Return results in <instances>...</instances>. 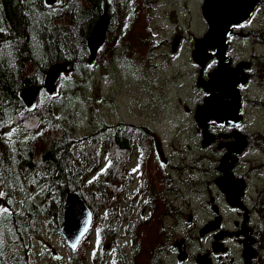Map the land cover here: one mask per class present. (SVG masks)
Returning a JSON list of instances; mask_svg holds the SVG:
<instances>
[{
	"label": "rangeland",
	"instance_id": "rangeland-1",
	"mask_svg": "<svg viewBox=\"0 0 264 264\" xmlns=\"http://www.w3.org/2000/svg\"><path fill=\"white\" fill-rule=\"evenodd\" d=\"M125 1H129L130 3V0ZM154 1L156 2V6L152 11H149L152 26L146 35V40L147 38L149 39V44H140V48L149 47L148 49L150 52L146 55L147 59L141 58L140 55V60L152 71H147L140 62L131 64L127 59H123L121 51L127 49L122 45L121 40L118 41V39L112 38L113 31L109 27L106 32V39L101 47V49L105 48V51L107 48L111 50V57H109L105 51L102 53L103 58H109L108 62H106V64H102V60H99L96 64L92 62L91 64L85 65V70L75 67L64 70L58 84L60 85L59 88L56 87V89L50 93L47 91L45 93L40 92L41 96L39 97L38 103L45 100L49 94L60 101L56 108L58 113L61 112L64 114L68 120L75 119V131L73 137H71L75 139V143H71V148L74 153L77 154L83 145L91 138L99 141V138L102 136L111 135V141H114V134H109L111 132L108 128L106 129L107 134L101 132L102 128L106 126L104 122H116L115 125L123 128H126L128 126L127 124H132L136 126L141 125L145 129H151L155 135L154 138L150 135L132 136V143H134L133 147L136 148V150H132L131 155H133L134 152L137 153V160L140 165L141 163L144 164L146 168L145 173L147 177L151 178L155 183L154 186L159 187V180H164L165 177H167L164 174H169V166L180 169V166L187 165L190 168L189 170L177 171L173 174L172 179L175 182H177L176 179H179L190 183L179 184L184 194L181 198L186 199V205L184 206L185 212L180 213V211L176 210L170 218L192 221V214L195 213L197 215L198 225L205 220L208 223L203 228L202 232L217 228L218 224L221 222L230 227H232L233 221H236L238 224H243L251 215L249 211V201L246 200L248 199L247 195H249L252 202L258 200L264 202V169L261 173L257 172L256 165L258 162L249 166L246 161L247 157L244 158L243 161L246 163L241 166L240 169L245 171L246 185L242 181L237 182L233 177L230 178V174L227 175L217 170L216 165H220L223 170L226 169V171L229 172L233 171L234 167L238 164L236 156L243 148L235 150L239 153H231L234 151L227 152L223 149H226V145L223 146L222 144L226 142L227 145H230L234 143L235 138L218 136L217 133L228 130L220 125V123L230 125L234 120L233 117H235L236 120H234V123L241 124L240 126L243 131L253 133V135H257V137L264 135V79L258 76L257 59H250L252 52H254L255 55L264 53V47L257 44V42H259L258 38H264V25L261 24L264 22V0H260L258 7L252 14V18L240 24H236L233 27V33H231L228 38L230 44L233 42L230 51H224V32L227 29L225 26L222 30L221 37L217 39V43L222 45L219 58L216 56V46L204 47V49L198 50V55L202 60V64L194 62L195 60L192 58L193 50L190 49L192 43H195L197 39L203 37L202 35L208 30L207 22L201 12L203 0ZM159 2H161V4H158ZM59 7H62L61 3L49 7L48 13H54L53 10H57ZM123 10L124 9H122V27L125 25L127 28L130 25V21L128 19L126 20V18L128 13L132 14L134 6L132 3L129 4L127 13ZM141 20H143V18H141ZM139 26L140 24H137L135 28L137 33L141 34L142 32L139 31ZM131 31L129 34L130 37H132ZM240 33L249 34L243 35ZM141 38V35H138L137 38H133V42L138 44ZM248 38H252L251 44L249 45L247 44ZM153 40L156 41L154 42ZM111 41L113 43L112 45ZM240 56L244 59L243 61L251 60V70L249 72H253V78L249 80L243 72V67L247 68L249 65H246L245 62L234 63L235 61H242L234 58ZM209 57V62L204 67L203 65ZM237 67L238 72L236 71ZM200 68L202 71L199 74ZM218 69H222L225 72L232 71L234 75L232 82L226 84V87L230 88V90L235 93V107L232 116L229 117H227L226 113L217 114L213 112L212 108L207 110V107H204L205 100H209L211 94V90L208 91L206 87H210V78ZM243 84L245 85L241 87ZM34 85L36 84H24L22 88L27 86H31L28 88H33L35 87ZM250 85L252 86L251 90H249ZM240 88L243 90V100L241 99ZM203 92L206 94L204 99ZM141 98L145 100L143 104H141ZM111 99H113V101ZM162 100L167 104V107L163 105L165 109L161 108ZM222 100L227 101L228 99L222 97ZM218 103L221 102L218 101ZM37 105L40 106L41 104ZM241 106L243 118L239 116V109ZM185 108L188 110L186 111ZM201 108H205V118L202 115L204 111L201 110ZM171 112H174L175 119L167 121L166 118ZM194 112H196V115L200 112L198 115V118L201 119L199 121L200 127L197 126L196 122L195 124L190 123L188 115L194 114ZM91 120L93 121L90 123ZM70 122L72 121L60 118L61 126H70ZM41 127L40 125V128ZM196 127L199 130L198 132L195 131ZM174 128H189L190 131L186 132L187 130H185V132H182L178 130L175 134ZM200 128L203 129L201 136ZM209 129L211 132H209ZM89 130L90 134H85ZM236 135L241 140V146L244 144L245 148L250 144L252 145V143L255 144V138H247V141H244L242 135L237 132ZM163 140H169L168 142L170 145L163 148ZM200 141L203 142L200 143ZM139 142L143 144L142 147ZM178 143L183 144L181 154H178L173 148V146ZM137 145H139V148ZM193 153L196 154L194 157H192ZM103 158L106 160L109 159L107 154ZM125 161L126 163L121 165L122 171H125L126 168L132 170L129 155L125 157ZM259 164L264 167V157L263 162ZM86 165L87 164H84L83 166ZM141 167L142 169L144 168L143 166ZM203 169H207L208 173L205 174ZM223 175L226 176L222 177ZM218 177H222L218 180H224L225 184L231 183L232 179L239 185L236 192V202L237 205H239L238 213L234 212L231 214H224L223 216L218 214L219 210L216 201L221 192L216 186L218 180L215 181V178ZM84 178L94 183H101L104 180V175L93 173L89 169L84 173ZM37 182L35 175L30 173L24 178L17 180L15 184L13 183L12 187L15 189L16 194L24 195L27 199L34 201L36 205L43 206L47 203V201L43 200L44 197H47V190L46 187L34 190V188L37 187ZM206 182L209 185L208 187ZM125 183L128 184V181H125ZM98 186L100 189V185ZM191 187H197L199 189L207 188L200 192L201 197H196L193 195L195 189ZM0 197L3 198L1 193ZM111 197L114 198L115 196L113 195ZM178 199L180 198L177 197L176 200ZM152 201H155L157 209H160L163 205L162 201L158 198L156 199V195L152 198ZM206 201H212L211 205L213 206V208H208L207 211L204 205ZM182 202H184L183 199ZM99 214L106 219L104 211L100 210ZM187 214H189L188 217L186 216ZM7 215L8 211L3 212V216L0 219V230L8 229ZM120 215L121 213L118 217ZM158 215L159 214H153L150 222H153L154 219L157 221L156 225L159 228H163V225L160 226L161 223L158 222L162 216L159 217ZM252 216L255 219L256 216L254 214H252ZM257 220H259V218H257ZM46 225H48V220ZM198 225L191 224V226L188 227L186 224L184 226L187 229H195ZM132 227H134V225H128V228ZM21 232L24 239L27 241L29 237H31V240L29 239L30 247H28L29 253H27V256L35 261L36 264H49L51 258L58 255L65 256L63 247H60L59 235L50 234L46 228H43L37 234H33L32 231L25 228H21ZM243 232H245V230ZM8 236L9 232L7 237ZM180 236L186 239V233L176 234L177 238ZM222 236L223 232L216 235V238L219 239ZM190 238L191 236H187L189 244L193 247L204 245V242L200 241L192 243ZM8 239L11 243V239ZM93 241H95L94 238ZM158 241L159 238L151 245H143V247L152 246L154 249H158V247H155ZM140 242L135 238V242L132 246L140 247ZM215 245V247H220V244L217 242H215ZM9 246L18 251L17 248L13 247V244ZM103 246L104 254L110 258L108 255V247H110V245L103 244ZM18 253L24 256L26 254L23 250H19ZM120 254H123V251H121ZM252 255L253 251L249 248L246 252V264L250 263L249 257ZM88 264H93V262H89Z\"/></svg>",
	"mask_w": 264,
	"mask_h": 264
},
{
	"label": "trees",
	"instance_id": "trees-1",
	"mask_svg": "<svg viewBox=\"0 0 264 264\" xmlns=\"http://www.w3.org/2000/svg\"><path fill=\"white\" fill-rule=\"evenodd\" d=\"M112 2L115 3L116 13L111 29L112 38L117 39L123 31L119 0H59L62 7L53 10L54 13H48L50 8L43 0H0V193L8 204V229L0 230V264H36L27 256L31 237L28 241L24 239L21 228L33 234L46 228L50 234L59 235L60 247H63L65 256L51 258L49 264H123L125 255L122 257L120 251L116 258H109L103 252V244L111 241L120 225V229H126L132 238L141 241V246L137 247L128 264H148L159 253L160 249L151 250L143 245H151L163 233L162 217L158 222L163 228H159L154 219L153 222L137 219L134 225L139 221L138 228L128 229V224L124 223L126 207L135 206L144 191L141 178L148 181L154 195L156 192L163 194V184L155 187V183L145 176L144 164L140 165L138 160L133 162L131 158L133 135H150L153 138L155 135L143 126L127 124L123 128L115 125L116 122H104L106 126L101 132L107 134L108 128L109 134H114V141H111V135L102 136L99 141L91 138L77 154L71 148V143H75V139L71 138L75 131V119L68 120L64 114L56 111L60 101L48 94L45 100L39 102L40 106L29 109L19 96L24 84H37L44 92L43 82L49 67L55 63L66 62L69 68L85 70V65H88L86 37L103 8L107 7L111 11ZM134 4L137 10L131 27L128 32L127 29L124 31L127 45L123 46L128 51L121 52L129 63L143 64L140 55L147 59L149 47L140 48V44L146 42L140 40L135 44L133 38L138 35L146 37L150 31L147 6H151V0H134ZM137 24H140L141 34L136 31ZM261 24L264 25V22ZM258 39L257 44L264 47V38ZM104 51L105 48H99L93 64L99 60L103 61L102 64L108 62L109 58L102 57ZM110 51L108 48L105 51L109 57L112 56ZM250 59H257L258 76L264 79V53L255 55L252 52ZM144 102L141 98V104ZM60 118L72 121L70 126H61ZM85 134H90V130ZM139 144L143 146L141 142ZM173 148L182 153L183 146L175 145ZM106 154L107 160L102 158ZM128 155L132 170L126 168L122 171L121 165L126 163L125 157ZM84 164H87V168ZM89 169L104 175V180L101 183L88 181L84 173ZM30 173L38 181L34 190L46 187L47 197L43 200L47 203L43 206L36 205L24 195L16 194L12 187L13 183ZM174 184L170 194L181 195L179 184L182 183ZM68 193H77L92 213V230L82 238L75 250L67 246L59 230ZM113 195L114 198L111 197ZM151 208V215L161 216L156 205H151ZM100 210L104 211L106 219L99 214ZM2 216L3 211L0 219ZM10 244L18 251L23 250L25 256L10 247ZM162 244L163 241L158 242V246Z\"/></svg>",
	"mask_w": 264,
	"mask_h": 264
},
{
	"label": "flooded vegetation",
	"instance_id": "flooded-vegetation-1",
	"mask_svg": "<svg viewBox=\"0 0 264 264\" xmlns=\"http://www.w3.org/2000/svg\"><path fill=\"white\" fill-rule=\"evenodd\" d=\"M151 4H154V0H151ZM158 4H161V2H159ZM115 18H116L115 8L112 5V9L110 12V27H113ZM154 20L156 21L155 18ZM240 34L248 35L249 33H240ZM122 37L123 35L121 33L120 36L117 38L118 41L121 40L122 45H127L126 44L127 39H123ZM251 39L252 38L247 39L248 45L251 44ZM141 40H144L146 44H149L148 38L146 40V37H142ZM153 41L155 42L156 40ZM172 43H173V39H172ZM192 47L193 44L191 45V48ZM147 51L148 53L150 52L149 49H147ZM121 56H122V52H121ZM234 58L242 60V61H235L234 62L235 64L238 62L240 63L245 62L246 65H249V67L247 68L243 67V72L248 80L250 78H253V72H249L251 70L250 69L251 60L243 61L244 59L242 58V56L234 57ZM201 71L202 69L200 68L199 74L201 73ZM236 71H238V67L236 68ZM211 78H213V76ZM232 78L234 79L233 76ZM245 84L241 85V87L244 86ZM218 88L219 89L216 91L211 89L210 96L217 94L220 95L221 99L222 97H226L228 100L231 99V97L228 94L222 93L225 89H228V87H226V84L219 86ZM251 89L252 86L250 85L249 90ZM239 91L242 99L243 90L240 88ZM205 95L206 94L204 93L203 99ZM161 105H162L161 106L162 109H165L163 105L167 107V104H165L163 100ZM185 110L187 111L188 109L185 108ZM239 113L243 118L242 106L239 109ZM174 115H175L174 112H171L170 115L166 118V120L167 121L174 120L175 119ZM188 118L190 119V123L195 124L196 122L197 126L200 125L199 121L196 119V112H194V114L188 115ZM220 125L227 128L228 130L217 133L218 136L235 138L234 143L230 145H227L226 142L222 144L223 146L226 145V149L223 148L224 150H226L227 152L234 151L231 153H235L236 152L235 150H240L243 147L239 151L240 153L236 152L239 153L236 156L237 163H239L240 165L242 164L241 166H243L246 163L245 161H243V159L246 157H247L246 161L248 163L254 159H263L264 135L257 137V135H253V133H250L248 131H243L240 126L241 124L240 125L235 124L234 120L231 122L230 125H225L221 123ZM174 129H175V134L177 133L178 130L182 132H185V130H187L186 132L190 131L189 128H183V129L174 128ZM200 129H201L200 132V136H201V134L203 133V129L202 128ZM195 131L196 132L199 131L197 127ZM209 132H211L210 129ZM236 132L243 136L244 141H247V138H255L256 139L254 142L255 144L252 143V145L250 144L246 148L244 144L241 146V140L236 135ZM169 167H170L169 174H164L167 177H165L164 180L162 179L159 180L158 182L159 184H163V194L161 195L158 192H156V199L158 198L160 201L163 202L162 207L160 209H157L158 211L162 212L161 216H162V221L164 223L163 233L159 237V241H163V244L161 246H158L157 243L155 247H158V249L156 248L154 249L152 246L150 247L151 250L153 249L156 251H158L159 249L160 250L158 251L159 253L157 257L154 259V261H150L148 264H246V260H247L246 252L249 250V248L253 251V255L249 257L250 260L249 264H264V202L261 200L252 202L250 198L246 199L247 201H249V211L251 215L249 216V218H247V220L243 224H238L236 221H233L232 227H230V226H226L223 222H221L218 224L217 228H212L205 232H202L203 228L208 223L205 220L202 224L198 225L197 215L195 213L192 214V221H190L189 223L186 222L187 220L186 221L181 220L180 218L179 219L170 218V216H173V213L176 210L180 211V213L185 212L183 204L185 203L186 199L181 198V196H184V194H181L179 196L176 193L170 194V192L174 189V185H175L174 184L175 181L172 179L173 174L177 171L184 170V168L182 167L180 169H176L174 166H169ZM221 168L222 167L220 166V171L226 170V169L223 170ZM141 179H142L143 190L149 193V198L148 199L145 198V196L143 195L144 193L143 191L139 202H137L135 206L128 205L126 207V210L124 211V223L126 225L127 224L134 225V222H136L137 219L139 218L142 219L144 222L145 221L149 222L152 218L151 205L153 207L154 205H156L155 201H152V198H154L155 195L152 193L148 181L145 178H141ZM235 180L237 182L242 181L246 185L245 175ZM217 187L221 191L216 201L219 210L218 214L220 216H223L224 214H231L234 212L238 213L239 205H237L236 202V192L238 190L239 185L231 179V183H229V189H226V192L222 190L218 185ZM201 191L203 190H199L195 192L196 197H201L200 195ZM177 197L180 199L176 200ZM182 199L184 202H182ZM205 203H206V211L208 210V208H213V206L211 205L212 201H206ZM252 214L256 216L255 219L252 216ZM188 215L189 214H187L186 216L188 217ZM257 218H259V220H257ZM138 224L139 221L132 228H138ZM186 224L188 225V227H190L191 224H197L198 227L195 229H187L184 226ZM244 230L245 232H243ZM127 232L128 231L126 229L125 230L116 229L114 231L113 238L109 242L110 247H108V252H109L108 255L110 256V258L112 257L116 258L118 251H120V253L121 251H123L122 257L125 255L123 258L124 259L123 264H128L138 249L137 247L132 246L133 243L135 242V238H132ZM221 232H223V236L217 239L216 235H218ZM177 233H181V234L186 233V239L182 238L181 236L177 238L176 237ZM187 236H191L190 239L192 243H194L195 241H200V242H204V245L203 246L197 245V247H193L192 245L189 244V240L187 239ZM215 242L220 244V247H215L216 246ZM153 256H154V251H153ZM138 260L146 261L145 259H138Z\"/></svg>",
	"mask_w": 264,
	"mask_h": 264
},
{
	"label": "water",
	"instance_id": "water-1",
	"mask_svg": "<svg viewBox=\"0 0 264 264\" xmlns=\"http://www.w3.org/2000/svg\"><path fill=\"white\" fill-rule=\"evenodd\" d=\"M43 2L46 6H51L53 4H56L58 0H43ZM258 2L259 0H253V2L244 11L242 15L236 18L232 17L231 21H229L228 19L224 22V25L222 26L227 27V29L224 32V39L227 36V34L230 32V25L236 24L242 20L249 18ZM205 3H206V6H205ZM216 5H219V0H204L203 7L201 8L203 15L208 22L209 30H210V23H209V20L207 19V14L212 17V21H213L212 24L215 27H217V21L214 17V12L216 11V7H215ZM108 26H109V10L107 7H104L86 37V46L89 50L87 62L89 64L92 63L93 59L95 58L97 49L103 45L105 38H106V32H107ZM206 35L207 34L197 39L196 45ZM224 46H225L224 48V51H225L227 45L224 44ZM194 55L195 54L193 53V56ZM197 58H199V56ZM197 58H195L194 60L195 62L199 63L197 61ZM209 59L210 57L206 60V62H208ZM200 64H202V62ZM64 68H65V64H54L50 67L48 71V75L45 79V88L48 92H53L55 90L58 84L59 78H60V73L63 71ZM34 86L35 87L33 88H28L31 86L24 87L20 91V97L28 108L34 107L37 101L40 87L38 85H34ZM206 100H205L204 107L206 106L207 110H209L212 107L210 104H206ZM201 110H205V108H201ZM199 113L200 112H198L196 115L198 121L201 120L200 118H198ZM205 114H206V111L202 112V115L204 116V118H205ZM4 206H6V202L2 198H0V209L3 208ZM65 217H66V221H65ZM91 224H92V213L87 207V205L85 204V202L83 201V199L77 193H74V194L68 193L67 201L65 202L64 208H63L62 224L59 229L61 236L65 240L67 246L72 249H76L82 237L89 230Z\"/></svg>",
	"mask_w": 264,
	"mask_h": 264
},
{
	"label": "bare ground",
	"instance_id": "bare-ground-1",
	"mask_svg": "<svg viewBox=\"0 0 264 264\" xmlns=\"http://www.w3.org/2000/svg\"><path fill=\"white\" fill-rule=\"evenodd\" d=\"M252 2L253 0H219V5L215 6L216 11L214 12V17L217 21V27H215L212 24L213 23L212 17L207 14V19L209 20V23H210V30L207 33V35L201 41L197 43L195 47V52H194L195 58L199 56L198 55L199 49L202 50L204 47H213V46L217 47L216 56L219 58L221 45L217 43V39L221 37V33H222L221 30L224 27L222 25H224V22L226 20L229 19V21H231L232 17L236 18L242 15ZM205 6H206V3H205ZM98 50L99 48L96 51L95 58L97 57ZM197 61L199 63L202 62L199 58H197ZM232 76L234 77L232 71L225 72L222 69H218L217 71L214 72L213 78H211L209 82L210 87H206V89L207 90L213 89L216 91L219 89L218 88L219 86L230 84L233 80ZM222 93L228 94L231 97V99L228 101H223L220 95L214 94L209 97L210 98L209 100H206V104L211 105L214 113H217V114L226 113L227 117L232 116V113L235 107V93L231 91L230 88L225 89ZM218 101H220L221 103H218ZM203 111L205 112V110ZM233 118L234 120H236L235 117ZM217 185L225 192H226V189H229V183L225 184L224 180H218ZM227 193H228V190H227ZM65 221H66V217H65ZM72 250H75V249H72Z\"/></svg>",
	"mask_w": 264,
	"mask_h": 264
},
{
	"label": "snow or ice",
	"instance_id": "snow-or-ice-1",
	"mask_svg": "<svg viewBox=\"0 0 264 264\" xmlns=\"http://www.w3.org/2000/svg\"><path fill=\"white\" fill-rule=\"evenodd\" d=\"M0 211L7 212V208L0 209Z\"/></svg>",
	"mask_w": 264,
	"mask_h": 264
}]
</instances>
